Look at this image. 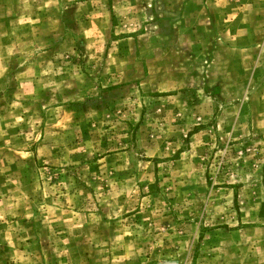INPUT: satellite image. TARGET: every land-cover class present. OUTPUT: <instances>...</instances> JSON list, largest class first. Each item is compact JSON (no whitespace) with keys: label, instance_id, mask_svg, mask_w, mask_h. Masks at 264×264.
<instances>
[{"label":"rangeland","instance_id":"obj_1","mask_svg":"<svg viewBox=\"0 0 264 264\" xmlns=\"http://www.w3.org/2000/svg\"><path fill=\"white\" fill-rule=\"evenodd\" d=\"M0 264H264V0H0Z\"/></svg>","mask_w":264,"mask_h":264}]
</instances>
